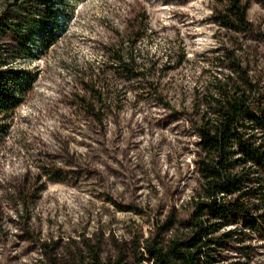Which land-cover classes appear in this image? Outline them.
I'll return each instance as SVG.
<instances>
[{
  "label": "rangeland",
  "instance_id": "obj_1",
  "mask_svg": "<svg viewBox=\"0 0 264 264\" xmlns=\"http://www.w3.org/2000/svg\"><path fill=\"white\" fill-rule=\"evenodd\" d=\"M246 1L251 30L235 38L211 20L213 0L68 1L58 40L11 65L34 81L0 139V264H91L89 249L153 264L144 240L186 235L201 183L191 120L212 79L228 74L215 61L223 50L264 106V0ZM142 15L135 48L153 64L159 97L113 77L105 53ZM237 229L215 264H264V233Z\"/></svg>",
  "mask_w": 264,
  "mask_h": 264
},
{
  "label": "trees",
  "instance_id": "obj_2",
  "mask_svg": "<svg viewBox=\"0 0 264 264\" xmlns=\"http://www.w3.org/2000/svg\"><path fill=\"white\" fill-rule=\"evenodd\" d=\"M68 1L0 0V139L20 103L17 93L34 81L11 65L48 50L58 40L72 18ZM213 2L211 20L220 30L234 38L250 32L246 0ZM126 23L123 39L105 48L111 73L123 75L124 82L137 81L141 90L159 97L158 87L149 81L154 78L153 64L135 48L144 39L146 19L142 15ZM215 61L225 65L228 74L212 79L211 88L200 97L202 108L191 120L198 137L195 168L201 183L183 223L186 235L166 246L144 240L143 251L153 264H215L238 226L264 233V106L234 51L223 50ZM127 92L123 88V94ZM230 226L233 229L227 230ZM89 255L91 264H122L120 258L102 261L94 249Z\"/></svg>",
  "mask_w": 264,
  "mask_h": 264
}]
</instances>
